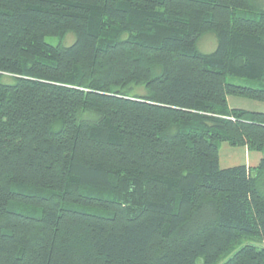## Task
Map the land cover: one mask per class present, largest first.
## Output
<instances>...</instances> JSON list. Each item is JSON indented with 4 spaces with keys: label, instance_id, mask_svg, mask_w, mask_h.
Returning a JSON list of instances; mask_svg holds the SVG:
<instances>
[{
    "label": "trees",
    "instance_id": "trees-1",
    "mask_svg": "<svg viewBox=\"0 0 264 264\" xmlns=\"http://www.w3.org/2000/svg\"><path fill=\"white\" fill-rule=\"evenodd\" d=\"M227 97L264 103V0H0V264H264V158L219 163L264 113Z\"/></svg>",
    "mask_w": 264,
    "mask_h": 264
},
{
    "label": "rangeland",
    "instance_id": "rangeland-1",
    "mask_svg": "<svg viewBox=\"0 0 264 264\" xmlns=\"http://www.w3.org/2000/svg\"><path fill=\"white\" fill-rule=\"evenodd\" d=\"M74 37L72 34L66 35L63 39H59L57 37L48 36L45 38V42L50 45H63V46H69L73 43ZM217 42L215 35L213 33H208L203 36H201L197 42V49L199 52L203 54H209L212 53L216 48ZM6 82H10L8 79L5 80ZM228 81L241 84L243 81L230 77ZM132 95H144L145 91L142 87H134L132 88ZM240 100H231L230 106H235L237 108H247L249 110L263 112L264 113V103L258 102V101H252L245 98L235 97ZM235 101V102H234ZM253 103V104H252ZM256 105V106H255ZM259 154V155H258ZM220 167L223 169L230 168L233 166H238L241 164L247 163V167H255L258 165L252 162V160L255 157H261L264 158V152H248L245 147H232L228 145L227 143H222L220 145ZM252 243H255L251 241ZM264 246V244H263ZM220 261L218 264L223 263ZM201 264V263H200Z\"/></svg>",
    "mask_w": 264,
    "mask_h": 264
},
{
    "label": "crops",
    "instance_id": "crops-1",
    "mask_svg": "<svg viewBox=\"0 0 264 264\" xmlns=\"http://www.w3.org/2000/svg\"><path fill=\"white\" fill-rule=\"evenodd\" d=\"M231 100H240V99H238V98H235V97H227V102H228V106L230 107V108H236V109H243V110H249V109H247V108H237V107H235V106H230V101ZM235 102V101H234ZM253 104V103H252ZM256 106V105H255ZM249 111H253V110H249ZM259 155V154H258ZM219 157H220V155H219ZM261 160V157H255L253 160H252V162H254L255 164H257L259 161ZM219 163H220V158H219ZM244 165H246V166H248L247 165V163L245 162V164Z\"/></svg>",
    "mask_w": 264,
    "mask_h": 264
}]
</instances>
